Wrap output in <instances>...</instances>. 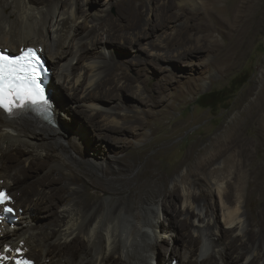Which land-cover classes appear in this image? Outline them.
<instances>
[{
	"label": "bare ground",
	"instance_id": "6f19581e",
	"mask_svg": "<svg viewBox=\"0 0 264 264\" xmlns=\"http://www.w3.org/2000/svg\"><path fill=\"white\" fill-rule=\"evenodd\" d=\"M152 1L114 0L111 6L115 14L111 15L107 12L109 0H0V48L18 54L33 47L51 64L47 99L53 119L48 124L32 115L11 117L0 106V172L5 173H0V191H10L9 197L17 200L16 204L12 199L9 206L15 207L20 221L0 225V264H17L24 257L33 264H264V179L262 182L258 176L264 171V155L261 162H249L243 156L235 164L236 157L230 156L241 143L246 127L264 123V113L261 117L248 111L240 114V121L238 118L236 123L220 128L221 135L196 140L185 155L192 169L200 173L208 172L222 159V170L234 168L238 182H210L209 190H201L202 182H191L199 190L198 196L183 190L181 194L178 187L160 191L161 205L152 197L141 198L144 183L138 182L137 186L126 183L127 197L105 207L98 198V192L105 191L104 184L83 182L58 160L54 149L46 147L51 142L69 163L85 161L98 168L101 145L109 150L115 148L107 145L108 140L120 145L117 136L128 128L121 125L120 114L104 106L105 102L120 97L128 102L122 108L140 106L143 112L162 91L161 84L153 85L145 97L146 89L138 86V77L129 74L128 65L135 66L139 73L151 63L181 60L180 52L169 48L174 40L157 45L143 42L137 44L139 48L130 49L154 31L167 26L175 31L180 22L184 29L176 33L186 29L204 34L185 53L217 54V44L209 41L212 30L203 19L213 16L208 8L213 0L200 5L202 17L184 7L189 3L195 6V0L176 4L175 0H166L162 18L154 25L144 19L146 4ZM86 13L92 16L87 34ZM238 39L237 31L229 63L239 59ZM114 46L116 52L108 55L110 60L98 56V50ZM62 90L73 95L70 102ZM76 109L84 110V117L76 115ZM248 109L253 114L263 112L264 103L249 105ZM143 130L141 124L137 135ZM259 151L264 152V144ZM189 175L184 179L193 176ZM141 177L146 182L157 179L152 172ZM21 191L30 201L22 202L18 196ZM179 201L183 208L177 211ZM191 209L199 213L194 221ZM137 210L142 212L141 217L136 215ZM160 212L167 214L166 232L158 230ZM179 215L185 216L184 220L177 221ZM166 235L174 245L162 256L158 249L167 245Z\"/></svg>",
	"mask_w": 264,
	"mask_h": 264
},
{
	"label": "rangeland",
	"instance_id": "374dc122",
	"mask_svg": "<svg viewBox=\"0 0 264 264\" xmlns=\"http://www.w3.org/2000/svg\"><path fill=\"white\" fill-rule=\"evenodd\" d=\"M109 1L111 3H109L110 7L107 12L114 15L115 7L111 6L114 0ZM179 1L175 0L174 4ZM195 2L196 5L198 4L197 6L189 3L184 7H186V10L188 9V12L196 13L199 17H202V7L200 5L202 6L205 0H195ZM91 4L94 5L93 2ZM91 4L89 3V6L93 7ZM146 5L148 13L144 19L149 20L151 25L158 24L166 8L167 1L153 0ZM94 7L95 10L99 9L97 6ZM208 8L213 16H203V19L210 31L212 30L209 41L215 42L218 46L216 55L185 53L184 50L195 46L198 39L204 34L195 30L187 31L186 29L184 33H176L177 30L184 29L180 22L179 24L176 23L175 31L168 29L167 26L164 30L154 31L146 40H138L130 47L133 51L135 48H139L137 44L143 42H151L157 45L159 42L165 44L174 40L170 43L169 48L179 51L181 60L174 63H151L146 65L144 70L139 73L135 71V66H131V64L128 65L129 67L126 66L132 77H138V86L146 89L144 96L148 97V89L153 85L161 84L162 91L156 101L147 105L143 112L140 106L128 108L129 110L124 106L122 108V105L126 106L128 102L120 97L113 100L112 103L105 102L107 105L104 106L112 107L114 113L121 115V125L128 128V130H121V135L117 136L120 139V145L108 140L107 145L115 149L109 150L108 147L101 145L103 151L98 157L100 163L98 168L85 161H77L71 164L51 142L46 144V147L56 151L55 154L58 156V160L68 165L67 170L74 171L82 178L83 182L104 184L105 191H99L98 198L104 202L105 207L119 203L120 200L122 201L123 198L127 197L126 183L130 186H137L138 182L140 185L144 183L141 198L152 197L156 204L161 205L160 193L163 191L170 192L176 187L180 188L181 194L183 190L186 194L191 193L198 196L199 190L191 184L194 181L202 182L201 190H209L208 188L211 187L210 182H238V178L233 175L234 168L230 166L226 171L222 170V159L213 165L208 172L200 173L192 169L191 165L185 160V155L189 146L196 140L205 137L214 138L218 136L217 134L221 135L220 128L223 129V127L236 123L238 118V121H240L241 115L246 111L249 115L255 117H261L264 113L263 111L253 114L248 109L249 105L255 106L257 103H264V0H213ZM173 10L176 12L178 8L174 5ZM225 11L232 14H226ZM86 14L84 26L87 31L85 34L88 33L92 21V16ZM83 21L81 19L79 22L82 23ZM83 30V28L80 29L82 32ZM237 31L239 33L238 40L240 41V47L237 49L239 59L236 63L232 60L229 63L228 54ZM85 34H82V36ZM178 41L184 43L177 44ZM115 48L114 46L106 50H98V56L103 58L104 55L106 60H110L108 55L115 54ZM162 50L164 49H158V51ZM155 51L152 50V52ZM149 61L151 60L149 59ZM74 63L72 62V64ZM234 79H238V82L247 79V83L234 94L226 96L227 99L224 104L213 108H204L198 104L197 100L200 96L210 92L226 90ZM63 92L66 99L69 97L68 101L70 102L69 99L73 95L66 91ZM78 95L81 96V93H78ZM161 101H163L162 105L157 106ZM76 110L79 112L76 113V111V115L79 114L80 117H84L83 115L86 114L82 109ZM125 116L130 118L126 120ZM261 122L253 125L254 127L249 125L243 130L241 143L230 154V156L236 157L233 158L234 164L237 158L243 156L248 157L249 162H261L264 155V152L259 151L264 144V133L261 132L264 123ZM141 124L144 130L141 132L143 134L138 136L137 133L140 134V131L137 130ZM97 134L98 132H95L94 137L96 139ZM205 145L206 142H203L202 146ZM119 146H122L123 149L118 148ZM262 167H264V163ZM104 171L108 174L106 175ZM149 172L157 176V179L146 182L141 175H146ZM0 173L5 175L4 172ZM190 173L193 176L184 179V177L190 176ZM258 176L263 182L264 171L258 173ZM109 187L116 190L112 192ZM121 191L124 192L122 196L120 195ZM9 192L8 194L12 195ZM82 193H85L84 188H82ZM91 193L94 192L91 191ZM18 196L22 198V202L30 201V198L24 196L22 191ZM213 198L214 200L217 199L216 196ZM14 203L17 204V200ZM13 208L16 210L15 207ZM154 208L156 209L157 206ZM182 208V203L179 201L176 204V209L178 211ZM191 212H194L192 218L194 221V217L199 213L197 210L193 211L192 209ZM135 213L138 217L142 216L140 210ZM164 214L163 212L158 214L157 224L159 231L166 232L167 224L164 216L167 218V214ZM202 217H205V211H202ZM184 218L185 216L179 215L177 221H182ZM19 223L20 221L17 222V224ZM165 241L168 242L167 245H162L164 248L158 249L162 256L165 254V250L174 245L169 235L165 236ZM250 260L251 258L248 261ZM242 262H245V260H242ZM152 264H155V262H152Z\"/></svg>",
	"mask_w": 264,
	"mask_h": 264
},
{
	"label": "trees",
	"instance_id": "16d2710c",
	"mask_svg": "<svg viewBox=\"0 0 264 264\" xmlns=\"http://www.w3.org/2000/svg\"><path fill=\"white\" fill-rule=\"evenodd\" d=\"M247 83V79L238 82V79H234L228 89L221 91L210 92L208 94L202 95L198 98L197 102L200 106L204 108H213L217 105L224 104L226 96L234 94L236 91L241 89Z\"/></svg>",
	"mask_w": 264,
	"mask_h": 264
},
{
	"label": "water",
	"instance_id": "95a60500",
	"mask_svg": "<svg viewBox=\"0 0 264 264\" xmlns=\"http://www.w3.org/2000/svg\"><path fill=\"white\" fill-rule=\"evenodd\" d=\"M46 66H47V67H49V64H48V63H46Z\"/></svg>",
	"mask_w": 264,
	"mask_h": 264
}]
</instances>
